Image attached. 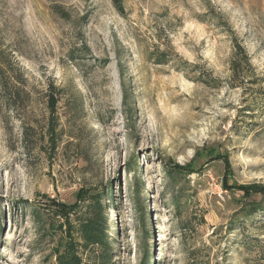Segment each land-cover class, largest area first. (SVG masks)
<instances>
[{"label":"rangeland","instance_id":"rangeland-1","mask_svg":"<svg viewBox=\"0 0 264 264\" xmlns=\"http://www.w3.org/2000/svg\"><path fill=\"white\" fill-rule=\"evenodd\" d=\"M0 81V264H264V0H0Z\"/></svg>","mask_w":264,"mask_h":264},{"label":"trees","instance_id":"trees-1","mask_svg":"<svg viewBox=\"0 0 264 264\" xmlns=\"http://www.w3.org/2000/svg\"><path fill=\"white\" fill-rule=\"evenodd\" d=\"M121 1L122 0H114L116 5L118 6L121 5ZM234 47L238 51V54L242 56L243 61H245V63H248V57H246L243 47L238 43H235ZM233 68L235 70V67ZM4 90H5V85L3 82L0 81V93H3ZM49 100L52 106L56 105L57 98L55 97V95L50 94ZM101 211H102L101 206L97 205L96 206L97 215L90 217L88 221L82 224L80 230L78 231L80 240L83 242V244L88 245L89 249L93 248L94 246L99 247V245H103L105 242L106 225L103 222L104 216L102 215V213H100ZM71 252L73 251H69V253H67L64 256L62 255L59 258V264H81L78 261V257Z\"/></svg>","mask_w":264,"mask_h":264}]
</instances>
